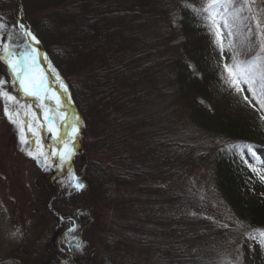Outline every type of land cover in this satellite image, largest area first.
<instances>
[{
  "label": "trees",
  "instance_id": "obj_1",
  "mask_svg": "<svg viewBox=\"0 0 264 264\" xmlns=\"http://www.w3.org/2000/svg\"><path fill=\"white\" fill-rule=\"evenodd\" d=\"M22 2L25 21L83 116L69 145L70 170L50 184L53 209L63 216L58 253L39 264H90L93 240L84 232L99 233L113 253L117 242L125 252L127 245L141 247L148 264H227L226 248L209 245L240 232L205 213L204 198L176 183L183 171L203 165L211 166L222 205L249 233L239 245L242 264H264V196L250 189L252 183L264 193V183L246 160L254 141L237 113L235 85L213 53L220 40L207 14L195 11L207 0ZM241 4L248 6L230 19L231 45L240 61L253 64L259 55L246 38L256 40L260 30L252 1L235 0L237 9ZM15 13L13 0H0V44L25 42ZM212 136L216 151L207 148ZM72 173L84 188L74 187ZM91 199L123 211L96 232Z\"/></svg>",
  "mask_w": 264,
  "mask_h": 264
},
{
  "label": "rangeland",
  "instance_id": "obj_2",
  "mask_svg": "<svg viewBox=\"0 0 264 264\" xmlns=\"http://www.w3.org/2000/svg\"><path fill=\"white\" fill-rule=\"evenodd\" d=\"M251 1L253 4L252 12L256 19L264 20V6L259 4V0ZM34 14L36 15L35 12ZM221 27L223 49H221L220 41V43L213 45V53L215 57L224 60L223 65H232L235 56L234 48L231 45L233 41L232 28L231 26L230 28H223L222 24ZM229 31H231V35H229ZM246 39L251 47L257 48V55L264 57V52L260 48V36H257L256 40H251L250 37ZM256 59L255 63L261 62ZM235 60L242 62L236 56ZM7 71V68L0 61V79L9 81L6 86L7 89L15 94L21 103L31 104L33 110L37 111L39 115L41 110L36 107L37 100L34 97L24 96L20 91L19 84L13 86L11 74ZM49 86L51 87L50 84ZM239 87L242 91H238L235 86L237 92L235 97L236 110L242 120L249 124L248 127L253 135L252 141H254L251 151L247 152L246 160L264 183V107L261 106L264 97L261 99L258 95L254 96L248 90L247 83L241 82ZM253 87L256 92L257 89H260L258 80ZM51 88L54 91V88ZM46 103L49 106H55L54 100H49ZM62 104L61 113L65 116L67 110L64 102ZM30 118L29 116L28 119ZM70 120L71 123L74 122L75 127L78 125L79 121L74 117ZM62 126L61 121L57 120L56 128L58 131ZM29 136L30 142L22 144L19 130L5 115L4 101L0 99V264H39L43 261L42 257L51 256L55 258L58 253L59 243L54 240L58 221L57 216L52 213L49 207L50 203L53 202L51 199L54 198L53 196L50 197V184L53 185V175L59 169V163L55 156L50 155L51 152L55 151L56 143L53 142V133L48 131L47 125L39 130L38 136L31 137V134ZM217 144L218 138L215 136L207 140L209 150L216 151ZM29 151H32L34 155H28ZM38 151H44L48 155L46 164L44 157H40L39 160L36 158L35 154ZM65 164L64 169L69 171L70 163ZM176 183L178 186L187 188L204 198L209 208L204 210L205 213L214 217L218 216L219 220L225 224L232 225L235 232H240L238 238L218 241L209 246L226 248L227 252L224 250L227 258L224 259L227 264H242L239 245L249 233L241 232L238 221L234 220L226 206L222 205L220 197L216 196L211 166L190 167L180 174ZM250 189L253 195L264 196L263 191L257 189L252 183H250ZM96 201L95 199L90 200L92 213L95 217L94 230L97 232L98 224L110 226L112 220L119 215L118 211H123V208H112L110 205L97 204ZM83 234L89 241L93 240V244L91 243L93 246L91 245L90 250L93 259L90 264H104L107 259L110 260L109 264H148L146 251L141 247L127 245L125 248L128 251L125 252L120 249L117 242L118 251L113 253L104 248L103 243L99 240V233L94 235L92 232H84ZM260 242L259 239L257 243ZM127 244L130 243L127 242Z\"/></svg>",
  "mask_w": 264,
  "mask_h": 264
},
{
  "label": "snow or ice",
  "instance_id": "obj_3",
  "mask_svg": "<svg viewBox=\"0 0 264 264\" xmlns=\"http://www.w3.org/2000/svg\"><path fill=\"white\" fill-rule=\"evenodd\" d=\"M186 6L190 7V5ZM246 6L248 5L241 4L240 8L237 9L235 7V0H207L203 8L195 9V11L207 14L206 18L211 21V25L215 29V34L218 40L221 41V49H223L221 24L223 28H230V19H234L235 15ZM230 8L232 9L231 12L229 11ZM256 26L260 30V48L264 52V27H261L259 20H257ZM19 28L21 29L20 35L25 38V42L23 44H0L3 52L0 55V60L4 61L9 68L12 77L11 84L13 86L19 84L20 91L24 96L34 97L38 102L36 107L41 111L38 115L37 111L33 110L31 104L21 103L20 99L7 89L6 86L9 81L0 79V99L4 101L5 115L12 124L17 126L22 144H28L30 142L29 134H31V137H36L39 135V130L47 125L48 131L53 133V142H58L62 145V150L51 152L50 155L59 157L60 164L68 163L73 154V149L69 145L71 141H74L79 129L75 127L74 122L70 124L67 118L61 113V108L63 107L61 98L49 86L48 78L39 68L40 58L43 54L31 43H28L27 38L30 37L36 44H39V40L31 31L26 29L23 23L19 24ZM5 29V24L0 23V32ZM231 34V31H229V35ZM8 39H13L12 35H9ZM44 59L47 60V57L44 56ZM258 59L261 61L260 63L254 62L253 64H247L245 62H237L234 56L232 65H224V69L228 73L231 83L237 87L238 91H242L239 85L241 82H244L248 84V90L255 96L256 90L253 85L258 80L261 95L264 96V57H258ZM52 73L55 74L56 81L59 82L60 87L63 88L64 92H67V86L64 85L59 75L55 73L54 68L52 69ZM49 100L55 101L54 107L46 103ZM261 106L264 107V100L261 101ZM29 116L31 117L30 119H28ZM75 119L78 120L79 117ZM57 120L61 121L63 127L72 128L70 133H64L63 138H61L56 128ZM249 150H251V146H249ZM28 155L32 156L34 153L29 151ZM35 155L38 160L40 157H44L46 164L48 155L44 151H38ZM71 175L72 179L77 181L74 187L77 190L84 188V184L78 182L75 174L72 173ZM260 236L264 238V231L260 232ZM262 243H264V239H262ZM76 246L79 247V244Z\"/></svg>",
  "mask_w": 264,
  "mask_h": 264
},
{
  "label": "water",
  "instance_id": "obj_4",
  "mask_svg": "<svg viewBox=\"0 0 264 264\" xmlns=\"http://www.w3.org/2000/svg\"><path fill=\"white\" fill-rule=\"evenodd\" d=\"M21 9H22V5H21ZM20 21V23H23L22 22V20L20 19L19 20ZM24 24V23H23ZM49 70V72L52 74V77L53 78H56L55 77V74H53L52 73V71L50 70V69H48ZM66 95L69 97V99L71 100V94H70V92L67 90V92H66ZM71 107L73 108V110H76V107H75V105H74V103L71 101ZM65 130H66V128L65 127H63V129H62V131H61V133H60V135L62 136V134L65 132ZM60 147H61V144L60 143H58V151L60 150Z\"/></svg>",
  "mask_w": 264,
  "mask_h": 264
}]
</instances>
